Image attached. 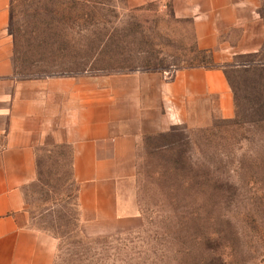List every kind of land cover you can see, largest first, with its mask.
I'll list each match as a JSON object with an SVG mask.
<instances>
[{
    "label": "rangeland",
    "instance_id": "rangeland-1",
    "mask_svg": "<svg viewBox=\"0 0 264 264\" xmlns=\"http://www.w3.org/2000/svg\"><path fill=\"white\" fill-rule=\"evenodd\" d=\"M10 0L21 79L212 66L190 18L171 0ZM259 52L225 66L235 111L206 127L142 136L131 184L141 222L88 235L79 228L70 148L36 151L25 187L31 226L57 239L53 264H264V0Z\"/></svg>",
    "mask_w": 264,
    "mask_h": 264
},
{
    "label": "crops",
    "instance_id": "crops-1",
    "mask_svg": "<svg viewBox=\"0 0 264 264\" xmlns=\"http://www.w3.org/2000/svg\"><path fill=\"white\" fill-rule=\"evenodd\" d=\"M260 0H171L190 18L214 65L159 72L51 75L15 73L10 0H0V264H53L57 239L32 227L25 187L39 175L38 149L69 147L78 185L79 228L107 235L139 226L131 184L142 136L175 125L209 126L235 111L225 66L259 52Z\"/></svg>",
    "mask_w": 264,
    "mask_h": 264
},
{
    "label": "trees",
    "instance_id": "trees-1",
    "mask_svg": "<svg viewBox=\"0 0 264 264\" xmlns=\"http://www.w3.org/2000/svg\"><path fill=\"white\" fill-rule=\"evenodd\" d=\"M84 0H73L72 2H73V7H74V9H77L78 8V5L80 6L81 5V3L80 2H83ZM39 175H38V178H37V180L39 179Z\"/></svg>",
    "mask_w": 264,
    "mask_h": 264
}]
</instances>
